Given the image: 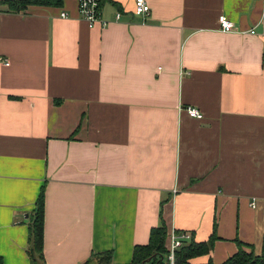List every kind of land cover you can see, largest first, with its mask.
<instances>
[{
	"label": "crops",
	"instance_id": "crops-1",
	"mask_svg": "<svg viewBox=\"0 0 264 264\" xmlns=\"http://www.w3.org/2000/svg\"><path fill=\"white\" fill-rule=\"evenodd\" d=\"M78 1L0 3L3 264H34L42 187L45 264H128L161 222L167 246L215 231L192 263L223 262L236 239L264 252V0H148L145 15L106 0V25Z\"/></svg>",
	"mask_w": 264,
	"mask_h": 264
},
{
	"label": "trees",
	"instance_id": "trees-1",
	"mask_svg": "<svg viewBox=\"0 0 264 264\" xmlns=\"http://www.w3.org/2000/svg\"><path fill=\"white\" fill-rule=\"evenodd\" d=\"M106 0H98L99 5ZM30 2L41 4L59 5L63 0H0L8 9L20 10ZM44 188L36 200V208L31 221V253L41 259L44 263L43 237H44ZM168 231L164 222L150 229L149 240L145 244H137L133 248L132 259L128 264H169V249L167 246ZM217 238L215 231L207 240L195 241L193 238L185 240L184 243L174 251V264H215L211 259L204 263H192L191 258L208 254ZM237 251L218 264H264V252L256 253L252 243L236 239ZM83 264H112L110 252L92 254ZM34 264H38L34 259ZM0 264H3L0 256Z\"/></svg>",
	"mask_w": 264,
	"mask_h": 264
},
{
	"label": "built area",
	"instance_id": "built-area-1",
	"mask_svg": "<svg viewBox=\"0 0 264 264\" xmlns=\"http://www.w3.org/2000/svg\"><path fill=\"white\" fill-rule=\"evenodd\" d=\"M150 4L148 0H134V12L137 14L145 15L150 11ZM78 9L79 13L82 17H84L87 22L91 25L95 23H101L102 25H106L108 23V20L102 19L100 15V5L98 3V0H79L78 1ZM61 14L64 16L68 15V12L65 10L61 11ZM120 12L117 11L116 17H119ZM219 26L222 30H234L236 27L234 26V23L231 19L227 18L226 15L221 14L219 16ZM250 31H254L253 28L250 29ZM1 60L5 63H9V59L7 58H1ZM184 108V107H183ZM187 113L198 119H202L204 117L203 112L194 106H186L184 108ZM252 205H255L253 202ZM190 232H182V233H172L170 237V244L168 246L169 249V264H174V251L179 248L185 240L191 239Z\"/></svg>",
	"mask_w": 264,
	"mask_h": 264
},
{
	"label": "water",
	"instance_id": "water-1",
	"mask_svg": "<svg viewBox=\"0 0 264 264\" xmlns=\"http://www.w3.org/2000/svg\"><path fill=\"white\" fill-rule=\"evenodd\" d=\"M35 259H36V261H37L38 264H43L42 261H41V259L38 258L37 256H35Z\"/></svg>",
	"mask_w": 264,
	"mask_h": 264
}]
</instances>
